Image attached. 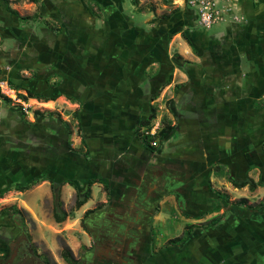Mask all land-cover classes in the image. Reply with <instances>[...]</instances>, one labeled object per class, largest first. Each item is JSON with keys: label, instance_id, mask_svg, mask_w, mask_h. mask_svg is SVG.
<instances>
[{"label": "rangeland", "instance_id": "obj_1", "mask_svg": "<svg viewBox=\"0 0 264 264\" xmlns=\"http://www.w3.org/2000/svg\"><path fill=\"white\" fill-rule=\"evenodd\" d=\"M214 2L222 18L206 28L200 23L198 6L189 0H0V264H68L61 256L64 246L81 264H92L94 236L110 219L123 217H140L142 235L157 238L155 245L160 246L147 251L138 241L134 264H160L167 259L165 241L182 235L185 216L193 215L187 211L192 209L189 205L178 203L175 188L196 185V203L206 197L198 188L206 184L210 165L204 155L213 154L218 146L201 137L205 128L222 123L226 130L232 121L243 123L248 117L264 124V0ZM227 25L240 37L236 43L218 41L207 50L201 47L198 31L219 40ZM207 57L218 60L219 69L224 68L222 60L236 61L239 74L233 82L224 80L226 88L238 84L247 88L244 74L255 75V97L246 105V100L241 101L245 108L240 109L239 119L235 117L238 120L222 112L235 95L224 91L222 97H213L191 82L200 68L206 72ZM28 89L35 97L27 96ZM241 94L243 98L248 93ZM50 95L56 97L44 99ZM150 105L156 108L153 118ZM140 118H149L150 124L135 136L137 154L144 152L156 162L149 170L141 162H121L113 175L108 153L122 151L115 144L118 138L133 139L131 131ZM124 120L128 126L121 124ZM166 125L172 129L161 138L158 131ZM225 139L220 143L227 147ZM263 140L252 148L239 147V153L245 156L251 151L259 159ZM143 141L156 148L152 154L142 148ZM185 159H193L192 166ZM91 163L95 166L89 170ZM226 164L227 174L209 180L214 191L207 200L218 191L230 200L264 201L262 186L232 187L234 181L250 177L264 182V163L245 170L242 164L235 170L231 161ZM218 166L213 162L210 170ZM232 174L237 177L234 181ZM113 177L117 186L106 204L103 199ZM89 179L94 197L86 206L94 200V210L83 215L82 207H75V197ZM155 183L159 190L173 184L174 190L170 195H152L150 187ZM23 185L28 188L21 190ZM54 186H59L61 208L68 214L61 222L53 218ZM165 195L169 198L162 202ZM143 197L146 202L140 206ZM213 215L197 211L194 216L204 221ZM242 228L256 234L245 223ZM238 231L234 236L242 252L244 238ZM208 235L214 249L225 247L214 241V231ZM152 251L162 257L152 258Z\"/></svg>", "mask_w": 264, "mask_h": 264}, {"label": "crops", "instance_id": "obj_2", "mask_svg": "<svg viewBox=\"0 0 264 264\" xmlns=\"http://www.w3.org/2000/svg\"><path fill=\"white\" fill-rule=\"evenodd\" d=\"M83 23H87L86 21ZM82 23V24H83ZM198 39L200 40L201 47L205 48L206 50L210 48L212 44H215V42L218 41H225L231 43L233 40L236 41L240 37H236L233 33L231 27L227 25L226 32L224 35L218 40H214L210 36H205L201 31L197 32ZM228 35L231 36L228 38ZM233 37V38H232ZM211 62H215L216 64H213ZM222 68L219 69L218 60L215 58H205L203 64L205 65V71L203 68H200L199 73H197L195 76L196 80H191V82H195L197 84V89H200L199 91L207 92L208 95L213 96L214 94H217V96L222 97V92H228L231 94V97H237L236 99L232 100L230 102V107L228 110L222 111L223 113H227L231 115V119H236L237 117L239 119L240 117V109L245 108V105L247 101L250 100V97H255L256 92V86H255V75H252L251 73L247 72L244 75L247 77V85L248 87L245 88V86L237 85L235 88H233V85L226 88V84L224 85V80H234L237 78L239 74V68L237 67V63L234 60H222ZM212 65H215L216 68L212 67ZM201 67V64L199 65ZM229 72V74L227 73ZM245 78V77H244ZM208 82V83H207ZM227 82V81H226ZM233 82V81H232ZM230 91V92H229ZM245 91V92H243ZM241 93H248L247 96L241 98L239 96L243 95ZM143 94V93H142ZM227 94V93H226ZM214 97V96H213ZM247 98V99H246ZM245 105H241V101H245ZM217 104L214 103V107ZM223 106V104L221 105ZM247 108V107H246ZM253 110V109H249ZM233 116V117H232ZM236 119V120H238ZM250 117L247 118L243 123H237L235 124L233 121L228 125L226 130L221 127L220 125H208L205 128V133L201 134V137L207 141L211 140L212 143H216L218 148L217 151L213 150V154H205V159H208L209 164L211 165L213 162L219 163V168L215 170H210V165L208 166L207 173L204 175L205 183L203 185H200L198 188H201L202 194H204L206 197L204 200H202L200 203L197 202V197H195L198 194V191L196 190V185H182L179 188L172 189L173 184L167 186L165 190H159L156 188V183L154 187H150V194L156 195L160 194V196L166 192L167 195H170L169 193L173 190L175 193H178V203H180L183 206H188L189 208L187 211L192 216H185L183 223L186 222V224H193L197 225L193 228H191L190 234L185 238L184 241L178 242L175 244L169 243V240L171 238H168L167 240L165 238L159 240H166L165 244L168 249V257L165 260L162 258V262L160 264H264V201L261 200L257 203H249L247 201V204H239L236 202V200H230L227 195L220 194V192L216 191V197H211L210 200H207L209 197V194H211V191L209 188V180H211L214 176H223L226 173V162L231 161L232 162V169L235 170L238 168V165L242 164L244 170L250 167L251 164H258L261 165L264 163V153L262 152L258 159L254 155L253 152L248 151L247 154L244 156L239 153V147H254L257 145V140H260L261 138H264V124L260 121L257 123L255 121H250ZM255 119V117H253ZM138 121V120H137ZM137 121L134 123V127L137 124ZM126 122V123H125ZM124 123V126H128V121H123L121 124ZM201 131V130H200ZM204 132V131H203ZM135 134L134 128L131 131ZM226 138L227 147H224L221 145L220 141ZM235 139V140H234ZM138 139L133 136L132 140H124L122 137L118 138L117 142V149L122 150L121 152H114L115 150L110 149L109 155L111 158H109L110 162H113V165H111V168L114 169L113 175H116L114 172L115 168L117 167L116 164L123 163H138L141 162L144 164L143 167H147L149 170V167H151L152 163H155L156 161L151 160L149 157H147L144 152L140 154L139 153L140 147L136 146V141ZM223 141V140H222ZM236 141V142H235ZM138 142V141H137ZM139 143V142H138ZM264 143V140L262 141V144ZM142 148L146 151H151L147 148H145L143 145H141ZM124 150V152H123ZM138 150V151H137ZM232 151V152H231ZM235 151V154H234ZM151 153V152H150ZM232 153V154H231ZM152 154V153H151ZM231 154V155H230ZM234 154V156H233ZM240 155V156H239ZM231 156V158H230ZM143 158V159H142ZM204 158V157H203ZM201 160V159H200ZM199 160V161H200ZM188 162L190 166L191 162H193V159L186 161ZM198 161V160H197ZM186 163V164H188ZM115 164V165H114ZM95 165L89 164V167H93ZM129 166V165H128ZM264 166V165H263ZM129 167H127L128 169ZM184 169V168H183ZM75 172V171H72ZM144 172H146L144 170ZM235 172V171H234ZM215 174V175H214ZM186 176H189L188 173H186ZM237 178L235 174H232L230 177L231 181H234L233 179ZM118 181H120V178H117ZM252 179L254 182H257L259 180ZM90 180V179H89ZM88 180V181H89ZM169 182L171 183V179L169 176ZM189 180V179H188ZM236 180V179H235ZM112 185L111 188H109V193L104 196L103 201L108 204L111 201V196L113 193V189L117 186V180L113 177L112 178ZM174 182V180H173ZM239 182V181H235ZM111 184H109L110 186ZM125 188L126 186L123 185ZM194 186V187H193ZM229 185L226 186L228 188ZM235 187V184L232 185V187ZM262 185H257L255 188L259 187L261 188ZM264 189V186H262ZM197 188V189H198ZM225 188V187H224ZM225 188V189H226ZM249 188V186H248ZM254 188V189H255ZM250 189V188H249ZM126 190V189H125ZM124 190V191H125ZM227 190V189H226ZM138 192H141L140 190H136L137 194H140ZM165 195L162 199V202H165L169 198V196ZM93 192L91 190L90 196L86 200V202L81 206L82 209L85 211L87 209H91L92 205L94 204V200L91 202V206L87 208L86 203L89 201V199L93 198ZM154 197V196H153ZM152 197V198H153ZM149 197H147V200ZM143 201V202H142ZM141 201V205L146 202V197H143V200ZM138 202V201H136ZM161 202V201H159ZM134 203V200L132 201ZM139 203V202H138ZM137 203V204H138ZM261 203V204H259ZM103 206V208H106L107 205ZM135 204V203H134ZM253 204V205H252ZM252 205V207L248 206ZM80 208V207H79ZM122 206L116 207V209H120ZM194 209H198V212H201V214L207 215H213L211 219L204 220V221H198L203 219L202 217H195ZM206 212V213H204ZM187 220V221H186ZM241 223V225H240ZM243 223H245L247 229H249L251 232L256 231L255 233L258 234H251L246 229L243 230ZM154 224V222L152 223ZM185 224V225H186ZM184 225V226H185ZM240 226L241 229H240ZM183 229V228H182ZM237 229L239 232L242 233V237L244 240L242 241V245L244 248V251L239 252L237 250V244L238 240L234 236V232L237 233ZM242 230V231H241ZM211 231H214L215 233V242H218L220 244H223L225 247H220V249H214L211 245V240L209 238V233ZM178 236V235H177ZM242 239V238H241ZM157 241V238L152 237L150 234H144L142 235L141 242L143 244V250L146 249L147 251L150 249H153V251L159 250V247L155 245V242ZM165 245H163L165 247ZM178 248L179 250L177 251ZM152 253V258L157 259L158 256H161V253ZM193 254H196L197 256L193 258ZM146 255L145 251H143V256ZM149 256V253L147 254ZM150 257V261H152Z\"/></svg>", "mask_w": 264, "mask_h": 264}, {"label": "flooded vegetation", "instance_id": "obj_3", "mask_svg": "<svg viewBox=\"0 0 264 264\" xmlns=\"http://www.w3.org/2000/svg\"><path fill=\"white\" fill-rule=\"evenodd\" d=\"M139 218L123 217L104 223L93 238L92 264H134V249L138 246V241H141L143 230L142 226H138Z\"/></svg>", "mask_w": 264, "mask_h": 264}, {"label": "trees", "instance_id": "obj_4", "mask_svg": "<svg viewBox=\"0 0 264 264\" xmlns=\"http://www.w3.org/2000/svg\"><path fill=\"white\" fill-rule=\"evenodd\" d=\"M33 2H36L37 0H31ZM133 3H137V0H132ZM29 17H20V19H27ZM30 18H35V16L30 17ZM27 96L29 97H35L33 91L31 89H28L27 91ZM4 97V95H1ZM56 96L55 95H50L49 97H44L45 100L47 99H54ZM155 97V95H153V98ZM149 112H150V118L155 117V112H156V108L153 105L149 106ZM150 124V119L149 118H140L137 121L136 126L134 127V132H135V136L139 137L141 135V128L142 127H149L148 125ZM172 129V126L166 125L163 126L159 129L158 131V135L163 138V136L165 135L166 131ZM143 146L151 151H154L156 148L151 145L149 142L143 141ZM67 183H69L70 185H73V182L71 180L66 181ZM92 179H90L87 183V185L81 189V190H77L76 192V197H75V207L79 208L81 207L86 200L88 199V197L90 196V185L92 184ZM61 184V183H60ZM235 186H243L245 184H248L250 189L255 188L257 185H262L264 186V182L263 181H257L254 182L252 179H247L244 181H239V182H235L234 181ZM28 185H23L22 187H20V189H27ZM52 195H53V199H54V206H53V218L56 222H61L63 221L66 217H67V213L61 208V200H60V190H59V186H54L52 188ZM237 203L239 204H247V199L246 198H240L238 200H236ZM261 204V203H259ZM250 207H252V205H248ZM94 209H87L84 211L83 215H88L89 213H91ZM15 212L18 213V209H15ZM81 223H84L83 220H81ZM197 225H193V224H186L184 226L182 235L176 236L174 238H171L169 240V243L171 244H175L178 242H182L185 240V238L190 234L191 232V228L195 227ZM61 256L62 258L68 263V264H81L77 259L74 258L71 250L67 247L64 246L61 252ZM95 264H99L98 262ZM102 264V263H101ZM106 264H113L111 262H107Z\"/></svg>", "mask_w": 264, "mask_h": 264}, {"label": "built area", "instance_id": "obj_5", "mask_svg": "<svg viewBox=\"0 0 264 264\" xmlns=\"http://www.w3.org/2000/svg\"><path fill=\"white\" fill-rule=\"evenodd\" d=\"M189 3L198 6L200 23L206 28L222 18L219 11L214 7V0H189Z\"/></svg>", "mask_w": 264, "mask_h": 264}]
</instances>
